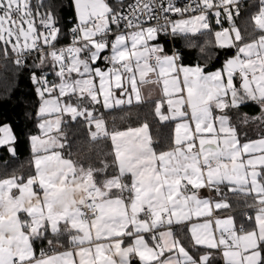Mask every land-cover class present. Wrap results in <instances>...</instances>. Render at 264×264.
Wrapping results in <instances>:
<instances>
[{"label":"snow or ice","instance_id":"1","mask_svg":"<svg viewBox=\"0 0 264 264\" xmlns=\"http://www.w3.org/2000/svg\"><path fill=\"white\" fill-rule=\"evenodd\" d=\"M73 4L78 23L69 30L71 44L57 49L61 29L50 5L0 0V52L7 58L11 45L20 65L35 50L34 67L42 68L50 57L59 79L50 84L46 76H31L41 100V134L30 137L34 174L0 178V264H132L137 258L140 264H210L213 250L225 264H264V136L241 143L225 111L254 101L260 115H245L242 123H264V0L250 18L256 35L247 43L235 23L241 0H190L183 8L172 0L167 6L163 0H135L127 15L108 0ZM157 10L165 24L144 27L141 15L158 19ZM170 12L182 18L173 21ZM189 12L199 14L183 18ZM212 16L221 26L214 33L216 45L236 50L220 69L185 67L177 51L168 54L155 42L161 33L210 32ZM106 49L110 54L102 57ZM101 57L106 69L95 66ZM144 84L162 85L154 112L161 122L175 123L168 150H157L147 122L109 132L95 115L101 98L105 109L144 103ZM113 85L127 99L116 98ZM84 101L93 107H82ZM65 114L72 121L84 118L91 141L110 139L111 163L85 168L71 154L65 158ZM51 116L55 119L45 118ZM14 140L11 128L0 126V146L13 156ZM109 169L115 170L110 177ZM221 186L228 192L215 209L231 206L229 193L242 195L252 198L247 207L254 217L246 214L239 227L232 216L213 220V198L198 193L207 188L221 196ZM193 217L204 219L192 223ZM184 222L191 224L193 244L206 248L203 254H190L175 235L173 225ZM65 237L67 248L57 252ZM45 240L47 248L37 255V241Z\"/></svg>","mask_w":264,"mask_h":264},{"label":"trees","instance_id":"2","mask_svg":"<svg viewBox=\"0 0 264 264\" xmlns=\"http://www.w3.org/2000/svg\"><path fill=\"white\" fill-rule=\"evenodd\" d=\"M40 2L41 0H32L33 5ZM108 2L113 6H117L114 0H108ZM43 3L51 6V11L56 17L57 27L61 29V34L58 37V42H55V46L70 43L72 37L69 30L76 22L73 0H43ZM46 10L48 9H41V11ZM257 11L258 0H243L239 17L235 23L244 35L245 42L253 39L256 35L252 33L253 25L250 18ZM211 29L210 32L204 30L194 35H177L173 37L174 48L181 59L188 63L198 62L205 70H210L217 68L224 56L232 54L233 48L216 46L214 33L219 29L215 26ZM40 30L43 31L42 28ZM159 35L166 43L168 42L162 34ZM8 47L9 56L7 58L0 52V126H10L15 137L12 145L15 148V156L8 152V147H0V178L13 174L23 175L27 178V176L34 174L30 137L41 134L38 127L41 119L37 114L41 100L36 91L38 86L32 81L31 76L33 72L37 75H45L50 84H58L59 79L55 76L50 57L42 68L34 67L35 64L39 63L38 52L25 57L23 63L17 65L15 63L16 55L11 52V45ZM33 52L36 51L33 50L30 53ZM56 94H59L58 90ZM73 102H75V98H73ZM81 106L93 107L87 101H84ZM154 108V101L116 107L107 111H103L101 106H95V115L105 120L109 132L137 127L147 122L152 137L157 142L158 151H162L171 147L172 123L159 122ZM225 111L231 123L236 126L241 141L258 139L264 136V123L260 120H249L247 124L242 123L245 115L250 118L260 115L261 109L256 102L247 101L239 108ZM64 120L66 123L62 127L68 137L66 146L63 149L65 158H68L71 154L70 158L77 161L78 166L83 165L85 168H88L89 165L94 168H101L104 162L111 163L113 157L108 155L112 151L110 139L101 138L95 142L91 141L89 126L83 117L72 121L69 116ZM94 128V125H92L91 130L93 131ZM114 173V169H109V177ZM235 203H237L238 213H242L244 209L248 208V204L253 203V200L251 197L245 198L242 196L240 199L235 200ZM49 236L52 238L50 232ZM64 240L65 238H62L61 243L67 247ZM216 254L210 264H222L218 253Z\"/></svg>","mask_w":264,"mask_h":264},{"label":"crops","instance_id":"3","mask_svg":"<svg viewBox=\"0 0 264 264\" xmlns=\"http://www.w3.org/2000/svg\"><path fill=\"white\" fill-rule=\"evenodd\" d=\"M127 1H129V0H114V2L116 3V5H122V7L124 6V4ZM122 7L120 8V10L122 9ZM74 10H75V8H74ZM75 18H76V14H75ZM76 22L78 23L77 20H76ZM211 27H213V26H211ZM215 27L218 29V26H217L216 23H215ZM202 31H204V30H202ZM197 33H199V32H197ZM197 33H187V34H179V35H188V34L189 35H194V34H197ZM252 33H254V31ZM155 42L163 45L165 47V49L167 50L168 54H171L173 52L172 47L170 46L169 42H167L168 43L167 44L165 42V40H163L160 35H158L157 40ZM174 51H176L175 48H174ZM235 52H236V50L234 49V51H233L232 54L227 55V56H224L223 60L220 62V65L217 68L210 69V70H206V71L207 72H211V71H215L217 69H220L223 66L225 60L228 59V58L233 57L235 55ZM179 63L182 64L185 67H196L197 65L202 66L198 62L188 63V62L184 61L183 59H180ZM95 66L101 67V68H105V69L108 67V65H105V64L101 63L99 59L96 62V65ZM73 76L75 77V74H73ZM236 83H237V86H239V77L238 76L236 77ZM98 84H99V81L97 79V86H98ZM161 88H162V85L160 87H157L156 85H153V84H144V85H142L141 86V92H142V95L145 97V102H151V101L156 102V100L161 97ZM113 90L115 92V97L116 98L127 99L126 96H123L122 97L120 95V90L115 89V86L114 85H113ZM56 95L58 96L59 94H56ZM148 97H151V99L149 100ZM133 104H137L135 102V100L133 101ZM98 106H101V109L103 111L110 110V109H105L103 107L102 98H101V104L98 105ZM121 106H127V104L121 105ZM121 106H118V107H121ZM114 108H116V107H114ZM217 114H219V112H217ZM66 117H69V116L65 115L64 118H66ZM157 118L159 120V117H157ZM46 119H47V117H46ZM159 122H161V121L159 120ZM161 123H172V137H173L174 136L175 123L174 122H171V121H169V122H161ZM7 126H9V125H7ZM137 127H139V126H137ZM125 130H127V129H125ZM125 130H121V131H125ZM12 134H13V132H12ZM13 136H14V134H13ZM254 140H257V139L248 140V141H254ZM248 141H241V143L248 142ZM0 147H4V146H0ZM6 147H8V146H6ZM157 150H159V149L157 148ZM166 150H168V149H166ZM221 189H222L221 196H218L214 191L208 190L207 188L201 189L200 192L198 193V195L201 198H209V197L213 198V205H212V207H213V217H212V219L213 220L215 218H217V217L223 219V218H227L228 216H232L234 218V220H235L236 226L239 227L242 223H245L246 212L243 211L242 213H238V207L236 205L237 203H235V200L240 199L242 197V195H234L232 193H229L228 194V201L227 202L231 206L229 208H226V209L218 210V209H215V207H214L215 201L220 200L221 197H222V195H223V193L228 192V189L227 188H224L223 186H221ZM250 211H254V210H250ZM203 219L204 218H199L198 219L196 217H193L192 218V223H196V222L202 223L203 222ZM190 227H191V224L188 223V222H184L182 225H175L174 224L173 225V231H174L175 235L184 242V245L188 248V250L190 251V254H195L196 256H199V255L203 254L204 251H206V248L204 246H195L193 244V242L191 241V234L188 231ZM245 227H249V225L245 224ZM161 230H164V229H161ZM49 238H50V236H49ZM64 241L67 244V238L66 237H65V240ZM41 247L47 248V241L46 240L43 241V242L37 241V243H36V252H37V255H39V251H40V248ZM66 248L67 247H65V248L64 247L63 248L56 247L55 250L57 252H59V251H64ZM216 253H218V255H219L220 262L223 263V264H225V261H224V259L222 257V254L220 252H216L215 250H213V254H212V257H211V261L214 258V256L217 255ZM49 254H52L51 251H49ZM132 264H140L138 258L135 259V260H133Z\"/></svg>","mask_w":264,"mask_h":264},{"label":"built area","instance_id":"4","mask_svg":"<svg viewBox=\"0 0 264 264\" xmlns=\"http://www.w3.org/2000/svg\"><path fill=\"white\" fill-rule=\"evenodd\" d=\"M135 2V0H129V1H127L125 4H124V6L122 7V9H121V11H123L124 13H125V15H127L129 12H130V9L128 8V5L129 4H133ZM156 2H157V4H159L160 2H162V0H156ZM172 2L175 4V6L176 7H179V8H183V7H185L186 5H189L190 4V0H172ZM163 3L165 4V6H167V0H163ZM241 4H243V0H241ZM156 14V16L158 17V19H152V20H147V16L146 15H141V19L142 20H144V21H146L144 24H143V26L144 27H148V26H155V25H157V24H165V20H164V18H163V16L160 14V12L157 10V12L155 13ZM199 13L198 12H189V13H185L184 14V17H189V16H191V15H198ZM171 20H176V19H180V18H182L180 15H178V14H176V13H167L166 14ZM183 17V18H184ZM239 17V15L236 17V19H235V21L237 20V18ZM76 25H77V22H75L74 24H73V26L71 27V29L72 28H74V27H76ZM211 26H215V17L214 16H212L211 17ZM218 26V29L219 30H221V26L220 25H217ZM229 26V24H228V22L225 20V21H223V27H228ZM112 27V29H113V31H116L117 30V28H116V26L115 25H112L111 26ZM120 29L121 30H124V23L122 22L121 23V25H120ZM170 30V29H169ZM167 40H168V42H169V44H170V46L172 47V50L174 51V42H173V36H170V35H165V34H163V33H161ZM71 44V42L70 43H68V44H62V45H57L56 46V48L57 49H59V48H61V47H67V46H69ZM50 49H47V48H45V51H49ZM35 53H37V51L36 52H33V53H26L25 54V56L23 57V59L25 58V57H27V56H29V55H31V54H35ZM110 54V51L109 50H104V52L102 53V57L104 56V55H109ZM100 58L99 60H100V62L101 63H103V64H105V65H107V63H106V61H104L103 60V58ZM109 66V65H108ZM45 76V75H44ZM47 78V77H46ZM48 79V78H47ZM49 80V79H48ZM209 190V189H208ZM250 210H253V209H251V208H246V209H244V211L246 212V214L247 215H249L248 214V212L250 211ZM245 220H246V216H245ZM223 264V263H222Z\"/></svg>","mask_w":264,"mask_h":264},{"label":"rangeland","instance_id":"5","mask_svg":"<svg viewBox=\"0 0 264 264\" xmlns=\"http://www.w3.org/2000/svg\"><path fill=\"white\" fill-rule=\"evenodd\" d=\"M184 18H188V17H184ZM218 31H220V30H218ZM41 105V104H40ZM40 107V106H39ZM38 111H39V108H38ZM37 114H38V112H37ZM65 115H67V116H70L69 114H65ZM64 118V117H63ZM47 119H55V116H51V117H47ZM42 122V121H41ZM40 122V123H41ZM95 130V128L93 129V131ZM153 139H154V137H153ZM155 140V139H154ZM30 144H31V141H30ZM30 148H31V145H30ZM248 214H249V216H254V214H255V212L254 211H250V212H248Z\"/></svg>","mask_w":264,"mask_h":264},{"label":"bare ground","instance_id":"6","mask_svg":"<svg viewBox=\"0 0 264 264\" xmlns=\"http://www.w3.org/2000/svg\"><path fill=\"white\" fill-rule=\"evenodd\" d=\"M30 53V52H29Z\"/></svg>","mask_w":264,"mask_h":264}]
</instances>
